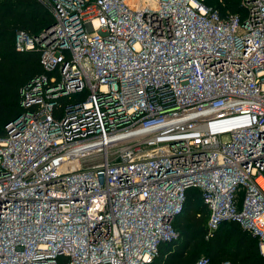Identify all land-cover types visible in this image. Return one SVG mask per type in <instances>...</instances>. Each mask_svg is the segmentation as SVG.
Masks as SVG:
<instances>
[{
    "label": "built area",
    "instance_id": "2783aa9c",
    "mask_svg": "<svg viewBox=\"0 0 264 264\" xmlns=\"http://www.w3.org/2000/svg\"><path fill=\"white\" fill-rule=\"evenodd\" d=\"M39 1L51 27L15 46L43 71L0 134V264H151L191 188L208 235L236 221L264 256V0Z\"/></svg>",
    "mask_w": 264,
    "mask_h": 264
},
{
    "label": "trees",
    "instance_id": "16d2710c",
    "mask_svg": "<svg viewBox=\"0 0 264 264\" xmlns=\"http://www.w3.org/2000/svg\"><path fill=\"white\" fill-rule=\"evenodd\" d=\"M222 1L230 12H240V0ZM218 2L206 0L210 6ZM52 23V16L39 0H0V134L4 124L21 112L20 89L43 71L39 51L18 50L15 35L18 31L38 35ZM207 218L201 193L188 189L183 208L173 221L178 236L160 244L151 264H192L201 256L210 264H264L256 239L236 221L222 222L208 235Z\"/></svg>",
    "mask_w": 264,
    "mask_h": 264
},
{
    "label": "rangeland",
    "instance_id": "374dc122",
    "mask_svg": "<svg viewBox=\"0 0 264 264\" xmlns=\"http://www.w3.org/2000/svg\"><path fill=\"white\" fill-rule=\"evenodd\" d=\"M213 1H214V0H208V3H210V4H211Z\"/></svg>",
    "mask_w": 264,
    "mask_h": 264
},
{
    "label": "water",
    "instance_id": "95a60500",
    "mask_svg": "<svg viewBox=\"0 0 264 264\" xmlns=\"http://www.w3.org/2000/svg\"><path fill=\"white\" fill-rule=\"evenodd\" d=\"M51 25H52V24H51ZM51 25H50L48 28H50V27H51ZM49 32H50V33H52V29H50V30H49Z\"/></svg>",
    "mask_w": 264,
    "mask_h": 264
}]
</instances>
